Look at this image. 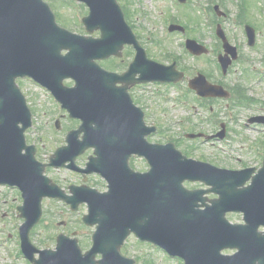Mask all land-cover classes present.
I'll return each mask as SVG.
<instances>
[{
    "label": "water",
    "instance_id": "water-1",
    "mask_svg": "<svg viewBox=\"0 0 264 264\" xmlns=\"http://www.w3.org/2000/svg\"><path fill=\"white\" fill-rule=\"evenodd\" d=\"M82 1L91 9L85 17L87 28L90 32L101 29L99 38L58 26L43 0H0V184L23 190L25 202L19 210L26 218L22 225L24 252L36 264H135L120 253L124 240L134 232L184 258L186 264H264V232L258 230L264 224V167L250 193L231 185L220 189L210 179L209 170H216L211 165L186 157L173 143H149L146 136L156 128L146 125L144 112L133 105L127 89L135 82H171L182 75L176 72L175 64L166 66L148 58L117 0ZM175 28L183 29L171 27ZM247 31L250 44H254V29L248 26ZM220 36L227 51L236 57V49L222 30ZM125 43H136L138 49L129 71L118 75L102 69L96 60L119 55ZM188 48L195 54L208 51L195 40L188 41ZM63 50L68 51L63 54ZM221 62L226 70L231 60L222 57ZM138 72L141 77L136 79ZM25 75L50 88L72 117L82 119L81 127L67 135L68 145L58 148L49 164L38 162L35 146L26 145L24 132L31 125V112L15 83L16 77ZM66 78L75 79L76 86L66 87ZM118 82L125 86L118 87ZM190 84L205 96H228L222 86L209 83L204 75ZM90 146H95L96 156L90 158L88 168L80 169L75 159ZM133 153L146 156L152 170L134 172L129 165ZM47 165L98 172L108 180L109 191L101 193L82 185L72 186L74 195H68L44 175ZM249 173L241 176L240 184ZM186 179L215 186L187 190L183 186ZM210 191L221 194L212 205L203 197ZM47 196L63 199L73 209L89 203L84 221L98 224L89 251L83 253L78 240L64 234L55 250H40L32 244L29 233L40 220L42 199ZM200 201L206 206L204 210L199 208ZM229 210L245 212L248 224H231L225 216ZM226 248L238 251L224 255ZM98 253L103 254L100 260H96Z\"/></svg>",
    "mask_w": 264,
    "mask_h": 264
},
{
    "label": "rangeland",
    "instance_id": "rangeland-1",
    "mask_svg": "<svg viewBox=\"0 0 264 264\" xmlns=\"http://www.w3.org/2000/svg\"><path fill=\"white\" fill-rule=\"evenodd\" d=\"M48 1L61 24L84 32L76 12L79 8L85 15L87 9L84 4H75L74 0ZM122 3L129 11L132 22H135L142 33L143 43L153 57L167 62L169 55L177 56L184 67H188L191 76L198 70L214 72L215 78L224 85H238L236 91L245 93L246 97L243 103L235 98L230 101L216 100L211 102V105L207 103L202 106L196 95L185 93L186 84L177 87L156 83L137 86L132 89L133 94L145 108L148 123L155 124L159 129V133L150 140L161 143L173 141L185 154L218 166L236 169L246 164L260 163L264 149V125L250 123L248 119L264 111V0H192L187 2L188 4H177L171 0H122ZM216 5L219 6V11L226 12L228 17L217 14L214 16ZM171 22L188 27L191 30L189 34L198 37L211 50L218 47L219 39L215 30L217 25L221 24L230 42L239 48L242 61L235 65L233 74L224 77L221 69L219 68L218 72L216 68L217 53L211 52L196 57L186 52L184 35L170 32L168 28ZM196 23L202 27L194 30ZM246 24L256 28L255 46L248 45L244 29ZM132 56V51L123 53L122 57L110 58V61H105L104 64L108 68L122 69ZM33 86L34 84L23 85L33 101L35 125L38 126V129L29 131L28 139L36 140L40 148L38 158L48 161L50 155L66 143L67 130L78 126L79 122L62 115L65 111L55 105L48 92ZM56 118L61 122L59 130L53 124ZM222 123H225L227 128V137L224 139L213 138L203 142L200 138L191 139L185 136L186 133H216L222 129ZM86 159V155L78 159L79 164H84ZM131 164L136 169L146 168L140 158H133ZM47 174L67 190L69 184L84 183L81 174L64 167H48ZM87 183L99 189L106 187L105 180L95 174L88 177ZM21 203L22 199L16 190L0 186V242L3 233L5 236H11L6 245H0V264L26 263L20 254L19 226L23 218L20 217L17 205ZM43 209L40 222L31 230V239L37 247L55 248L60 232L77 237L83 250L91 246L95 227L86 225L82 220L83 215L87 213L86 204H81L78 210L73 211L65 202L47 198L43 202ZM229 218L235 222L242 216L229 214ZM124 247L122 252L135 258L137 264H183L182 260L168 257L162 249L148 243H140L133 236L127 240ZM14 256L17 259H14Z\"/></svg>",
    "mask_w": 264,
    "mask_h": 264
},
{
    "label": "flooded vegetation",
    "instance_id": "flooded-vegetation-1",
    "mask_svg": "<svg viewBox=\"0 0 264 264\" xmlns=\"http://www.w3.org/2000/svg\"><path fill=\"white\" fill-rule=\"evenodd\" d=\"M173 1H177V0H173ZM199 28V25L197 24V26H196V29H198ZM137 35H138V37L140 38V34L137 32ZM130 51H132V53L134 52V48L132 47V46H126L125 47V50H124V53H127V52H130ZM184 67V66H183ZM182 67V68H183ZM181 67H180V69H182ZM125 69L124 68H122V69H118V71H124ZM183 70V69H182ZM218 70V69H217ZM218 72H219V70H218ZM209 74V76H212V75H210V74H215L214 72H209L208 73ZM212 78L213 79H215V76H212ZM217 79V78H216ZM19 82H20V84H23V83H27V79H20L19 80ZM215 82V81H214ZM133 89V88H132ZM136 100H137V98H136ZM135 100V101H136ZM137 102L139 103V101L137 100Z\"/></svg>",
    "mask_w": 264,
    "mask_h": 264
}]
</instances>
